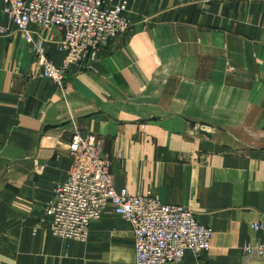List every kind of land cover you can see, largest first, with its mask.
Wrapping results in <instances>:
<instances>
[{"label": "crops", "instance_id": "obj_1", "mask_svg": "<svg viewBox=\"0 0 264 264\" xmlns=\"http://www.w3.org/2000/svg\"><path fill=\"white\" fill-rule=\"evenodd\" d=\"M126 1L133 28L95 59L72 64L60 90L42 75L33 46L0 0V23L11 28L0 35V264H136L132 225L111 209L91 224L84 242L57 238L42 221L55 184L72 166V120L106 136L117 188L151 191L213 228L205 260L264 264V253L245 250L263 237L252 223L264 217V149L253 142L251 151L234 153L215 139L217 129L209 139L191 133L185 120L219 125L251 144L234 134L242 119L264 120V0ZM50 35V58L60 66L62 33L55 28ZM117 91L139 96L151 111L117 116L97 106L101 95ZM200 105L209 114L222 106L225 121L204 120L195 112ZM152 116L161 120L142 131L136 121ZM47 125L59 127L45 131ZM197 261L189 252L167 264Z\"/></svg>", "mask_w": 264, "mask_h": 264}, {"label": "built area", "instance_id": "obj_2", "mask_svg": "<svg viewBox=\"0 0 264 264\" xmlns=\"http://www.w3.org/2000/svg\"><path fill=\"white\" fill-rule=\"evenodd\" d=\"M3 1V14L33 46L42 75L60 90L66 86L72 64L95 59L101 48L134 25L126 0ZM55 28L62 33L58 50L65 53L60 66L50 58L48 48ZM10 32L8 25L0 23V35ZM69 151L73 162L68 177L55 184L43 210L42 221L53 236L66 242L87 241L91 224L111 209L132 225L136 264L182 262L189 252L197 257L196 264H211L204 256L211 248L213 228L202 224L191 208L165 203L151 191L133 194L126 187L117 188L114 160L105 150L103 136L77 128ZM252 228L263 237L245 250L264 253V217L253 222Z\"/></svg>", "mask_w": 264, "mask_h": 264}, {"label": "rangeland", "instance_id": "obj_3", "mask_svg": "<svg viewBox=\"0 0 264 264\" xmlns=\"http://www.w3.org/2000/svg\"><path fill=\"white\" fill-rule=\"evenodd\" d=\"M198 89V88H196ZM137 98H139V96H133L131 94H125L122 91H117L115 94H105V95H101L100 96V100L101 102L97 103L98 107H103L104 106H109L107 108H109V110H111L112 112L115 113V115L120 116L122 114V112H124L123 114H136L138 113V116H141L144 112V114H148L151 110L147 109L145 111V107L149 106L148 103H143L142 101L138 100ZM199 98H202V96H199ZM210 106H213L215 104V102H209L208 103ZM163 105H167L166 102H164ZM222 105V104H219ZM73 106V105H72ZM104 108V107H103ZM212 110H210V114L207 112H204V106L200 105L195 107V112H197V114L201 117H203L204 120L210 121V122H224V119H221L220 115L223 112V107L220 106V108H218L217 110L215 108H212ZM134 112L136 113H133ZM121 113V114H120ZM183 113H185L186 115H191L194 114V112H190V110H183ZM122 114V115H123ZM73 113H69L67 115V117H73ZM121 115V116H122ZM102 118H104L105 120H108L109 118L102 116ZM136 118V117H135ZM134 118V119H135ZM129 119V118H127ZM73 121V129H72V134L75 132V130L77 128L82 129V127H79V125H77V122ZM234 124L237 123V119L235 118L234 120H231ZM66 123H62L61 126H63ZM77 127H76V125ZM153 124V121H147L144 123H140L139 128L142 131H146V129L148 130V125ZM85 129V128H84ZM234 134V133H233ZM237 138L245 140L246 142H249L250 145H243L240 144L239 142H237L236 140H234L232 138V136L226 134L224 131L217 129L215 131V139L217 141H220L223 145H225L226 147H228V149H230L232 152L234 153H242V152H247V151H251L253 146V142H255L256 144H261L260 147H262L264 149V120L259 118V117H247L246 119H242L241 120V125L239 126V131H235V134ZM105 140V150L108 152L110 158L112 157V155L110 154V152L106 149L107 148V138L106 136L104 137ZM261 142V143H260ZM199 220V219H198Z\"/></svg>", "mask_w": 264, "mask_h": 264}, {"label": "water", "instance_id": "obj_4", "mask_svg": "<svg viewBox=\"0 0 264 264\" xmlns=\"http://www.w3.org/2000/svg\"><path fill=\"white\" fill-rule=\"evenodd\" d=\"M100 113H104L106 114L107 116H110L109 114L105 113L103 110L99 111ZM158 120H161L159 117H155V116H152L150 118H147V119H140V120H137L136 122L137 123H143V122H146V121H158ZM188 124H189V127L191 129V133H194V132H198L199 134L209 138V139H212L213 138V132L216 130V129H220V130H223L225 131V129L219 125H216V124H212V123H209V122H205V121H201V120H192V119H185ZM118 122H122L120 120H117ZM56 127H59V125H47L44 130L47 131L51 128H56Z\"/></svg>", "mask_w": 264, "mask_h": 264}]
</instances>
